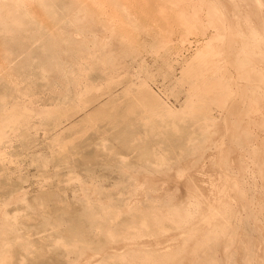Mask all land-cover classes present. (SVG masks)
Returning <instances> with one entry per match:
<instances>
[{"label": "rangeland", "instance_id": "1", "mask_svg": "<svg viewBox=\"0 0 264 264\" xmlns=\"http://www.w3.org/2000/svg\"><path fill=\"white\" fill-rule=\"evenodd\" d=\"M240 1L243 2V0ZM241 2H239V0H183L174 8L178 11L181 18H179V29L171 36L172 41H170L168 45H165L162 42L163 38L156 33L148 31L147 28L132 24L130 25L133 31L131 35L137 40H129L120 35L117 55L115 56L116 53H113L112 57L111 55L108 56L109 58L105 56L106 52L104 48L99 49V47H94L93 45L86 48V42L82 39L84 35H75L76 39L74 37L72 45L76 47H73L71 50V65L65 67V71H62V66L55 67V72H37L35 69L34 72H31V69L39 67L23 64L22 62L26 59L23 61L22 57L17 55V50L15 54L14 51L11 52L6 50L5 37L7 33L4 31L6 27L5 25H0V242H2L0 243V252L2 254H0L3 255V257L0 255V264H90L99 263V261L102 262L99 264H129L128 261L123 262L115 257V255L112 256L115 251L114 249L122 243L124 238L127 240L130 238L129 236H131L129 239L131 241L129 242L128 240V242L132 244L139 239L138 242L140 244L142 242L143 245L137 244V241L135 243L145 247V249L148 247V250L170 244L173 241L175 242L176 237L177 240H179L182 235V232H180L182 229L179 231L180 226L177 229L174 226L176 225L177 227L180 224H173L175 221L174 219V222L172 221L173 215L171 214L175 211L173 210L174 212H171L173 209H170L172 204L176 203L179 198L181 199H179V203L177 202L178 205H175L181 206L182 208L186 207L185 217L187 222L189 221V223H181L183 225H181V227L191 228L189 224L192 223L191 219L193 217L195 221H198L201 218L204 219L208 212H210L208 209L210 203L214 204L220 194V191L217 190H222V200L229 198V195L235 196L234 192L232 191V194L231 190L229 191L228 188V184L231 183H225L226 180L237 184L239 183L241 186L243 185L242 187H245V189L241 188L242 192H246L248 188L249 193L246 192L244 194L243 192V194L244 197L248 199L247 201H249V203L253 202V206L256 205L252 207L251 203V208L260 212L263 210L262 208L264 207L260 204L264 206V131H262L264 128H262L263 124L258 117L257 119L254 115H251V113L249 114L252 105L248 107L247 111H244V108H247L249 105L247 102L248 100L243 102V98H238L239 92L242 90L244 91V89L247 96H250L251 94L249 91H252L251 88L254 86H258L257 93L264 94V86L261 87L264 84V71L262 72L263 75H261L262 73L260 75L256 73V75L253 74V76H251L253 73L250 70L252 67V56L248 55L246 52V49L249 53L252 52L249 48L251 44L254 45L255 43L251 42V37L253 38V35L248 29L247 22L251 19L249 23L252 24L249 27L254 26L258 27V29H260L259 27L261 24L253 25L256 20L254 22L252 18L249 19L250 13L248 14L245 4L241 6L243 5ZM234 3H236L238 7H236ZM231 7L233 10H231ZM9 8L15 11L13 7ZM244 8L247 11H245ZM1 10L6 11L0 13V15L8 17V8L0 9V11ZM229 11H231L230 13L232 15ZM241 11L247 15L245 16ZM238 12L240 13L237 14ZM10 13H12V16H15L14 12ZM248 15L249 17H247ZM12 16H9L8 19L12 18V21H15L17 18ZM229 17L233 19L234 23L231 19L228 20ZM234 17L237 20H234ZM246 17L249 20L245 19ZM230 23L231 25L229 26ZM235 23L236 25L234 26ZM256 31L259 32V30ZM9 35L13 36L14 34ZM236 37L241 39L238 38L242 46L239 42L236 43ZM242 37L245 38L244 40L248 38L251 40H246V42L242 40ZM178 40H180V42ZM245 44L250 47H247ZM163 45L165 46L163 47ZM240 46L242 48L245 47V50L242 49V51L246 53L240 52ZM234 50H238L239 52ZM196 51L202 53L204 61L201 60L191 64L189 60V65L188 63L186 64L188 59L193 58L192 56ZM228 52H230L229 56L232 58L227 56ZM224 53L226 54L225 56ZM213 54H217L215 58L211 56ZM208 56H210L209 58H212V60L218 61V65L216 63L215 65L220 69L217 71L215 67L213 72L208 71L209 73L212 72V75L211 73L209 75L205 70L207 72L205 74H208L205 76L202 74L204 69H206V67L210 68L211 66L208 65V63H210ZM248 56L250 57L248 58ZM217 57H219V59ZM224 57L227 59L229 58V61ZM220 64L223 65L219 66ZM224 65L227 68L222 67ZM221 67L227 70L224 71ZM239 68L241 69L240 71H242L241 73H239ZM247 68L250 72L246 70ZM24 70L28 71L24 72ZM219 71L221 73L220 75H218ZM247 74L250 77L246 79L245 77H248ZM201 75H204L205 79H203ZM208 76L210 77L209 79ZM227 77L229 78L227 79ZM230 78L234 80H232L234 83ZM260 78H262V81ZM214 81L223 88V98H225V95L226 97L228 95L226 100L223 99L224 105H220L217 101H214L211 94L202 98L200 96L202 90L205 89L203 87H207V85L209 87ZM259 81H261V86L257 84ZM241 83L244 85L248 84L247 86L249 88L244 85L243 88ZM227 84L228 86H224ZM198 85L201 87H198ZM230 86H232V88H230ZM239 88L241 90H239ZM225 91L227 93L231 91L236 98L232 96V99L229 98V94H226ZM142 92L145 96L139 94ZM150 93H153V95H149ZM189 95H194L195 98L193 97L194 99H191ZM156 96L159 97L157 98V101L160 102L159 104H157V101H155L156 99H154ZM240 96H242V94H240ZM263 97H261L262 99L259 98V103L261 104L263 103L262 101H264ZM148 98L151 101H148ZM188 99H191L190 103H193V106H191V104L188 105ZM195 99L196 105L194 103ZM152 101L153 103H151ZM185 101H188L186 104L193 110L196 109V111L194 112L192 109H187L189 107H186L184 104ZM201 101L205 104L201 105ZM235 102H237L236 106ZM206 103H208V105H206ZM165 104L168 105V107ZM233 104L235 107H233ZM212 105L214 107L220 105L222 108L225 106L226 109L220 108V112V110H217ZM237 105L240 107L238 108ZM241 107L242 109H240ZM157 108L158 110L153 112ZM182 108L186 109L181 110ZM199 108L201 111L202 108H205L203 109L204 113L199 111ZM232 108L237 109V111L239 110L237 112L239 113L238 116H235L237 114L235 112L236 110ZM261 108L264 110V104ZM228 109L229 113H227ZM173 110L175 111L172 112ZM177 110H180L179 114H177ZM240 111L243 112H241L242 115ZM189 112H191V114ZM245 112H247V115H251L248 117L246 115L248 119L250 118V120L253 121L254 119L251 118L253 116L257 122L255 120V123L247 121L248 119L246 120L245 117L242 119V116L246 114ZM259 112L257 116L260 115ZM163 118L164 120L162 121L161 119ZM224 119L225 123L227 122L229 125H232V128L236 127L233 126L236 124H232L231 122H238V124L241 122L244 124L246 121V125L239 124L240 131H238H243L244 135L247 134L245 132L252 133L247 134V140H245V142H249L251 139L249 143L252 144V146L248 144L244 145V141V143L241 142V138L244 135H241L242 137L239 138L240 135L236 137L237 135L235 134L236 136L232 135L228 138L230 134H224V132H226V130L229 133L232 132H230V126L227 127L228 129H223L224 126L222 125L225 124ZM230 119L233 120L231 121ZM210 120L211 122H209ZM57 122L59 124H57ZM211 123H213V125ZM215 123H219L218 125L220 127L216 126ZM258 123L259 127H257ZM163 124H166V126ZM253 124H255L256 129L253 128ZM211 125L212 127L214 126V128L210 131L209 127H211ZM215 126L219 127L217 129L220 130V132H218ZM168 127H174L170 130L172 133L169 131ZM176 127L178 131L175 129ZM242 127H244L246 131L243 130L244 128L241 130ZM203 129H207L209 133L211 132V134H214V138L212 137L213 135H210V137L207 134V130ZM213 130H215V133L216 131L218 132L216 133L217 136L220 133L219 140V137L215 136V133H212L214 132ZM255 130L258 131H256V135L260 136L251 138L253 134L255 135ZM239 132L236 131V133ZM204 137H208L209 140L204 139ZM231 138H233L234 141ZM260 138H262V141ZM231 140L234 143L232 145ZM205 141L214 142H211L212 146L210 145V148L208 147L205 149V144H210V142L205 143ZM218 142L227 145L222 146L221 144L222 147L220 148ZM216 144H218V146H215ZM235 144L237 147H235ZM192 145L196 148L197 154L196 151L191 153L192 149H195ZM238 146L241 148L244 146L243 152ZM245 146H248V148ZM200 148H204L200 153H204L205 155L208 154V157L204 154V157L199 154L198 151H200ZM250 148H256V150L260 149V153L256 152L258 153L256 154L257 157L251 155L252 153L250 152L252 150ZM208 150L212 153L207 152ZM244 150L246 154H244ZM219 152L225 154L221 155ZM240 153L243 154L238 155ZM190 154H192V156H190ZM210 154L212 157L215 156L214 161L209 162V160L212 159ZM221 156H225L224 162L227 163L226 167L219 161ZM186 159L189 160V164L187 163L188 161L185 162ZM190 159L193 160V162H190ZM183 160L187 163V165L185 164L186 167L184 166L188 169V173H186L188 174L186 175V177L188 176L187 178L180 175L185 169L181 166V164L184 165V162L182 163ZM196 162L199 167H196ZM190 163L195 165H190ZM168 164L174 169L167 166ZM176 164H179L180 168L179 166L175 167ZM181 168L183 169L182 172L180 171L182 170ZM163 169L164 171L162 173L161 170ZM172 170L174 172L177 171V173H173ZM190 170L192 173H189ZM168 172L169 174H167ZM195 172H197V174H195ZM220 172H222V175ZM217 174L220 176L218 177ZM178 175L180 178L183 177V179L181 180ZM191 176H194L193 178L195 179L189 181L192 178ZM227 176L230 180L226 179ZM177 178L178 180H176ZM185 178H190L187 182H192L191 184L195 186L185 182V184L188 185V187H185L187 186L183 184ZM172 180H174L176 184L177 181H179L174 187V192L177 191V194L175 193L173 196V189L171 190L173 187L171 186L175 182ZM150 181L154 184V188L158 189L157 192H155L156 190H154ZM163 181H165V183ZM170 182L172 184H170ZM178 185H181V187ZM189 185L191 187L194 186L193 189L201 185L200 189L204 191H202V193L198 186L195 190H199V193L197 192L198 194H196L195 190V193L192 192V190H188ZM182 186H184L183 188L185 189H183ZM151 187L154 193H152ZM179 188H181V190H179ZM182 189L185 191H182ZM215 191H217V198L213 193ZM162 192H169V197L173 202L170 199L168 200V193H166V195ZM184 192L185 194L189 192V195H182ZM211 192L214 196L211 195ZM190 193H192L193 196H191L192 194ZM206 193H209L210 197ZM155 195L159 197L166 196L168 202L166 198L161 197L160 199ZM194 195L197 196L195 197L196 199L201 197L200 200H196ZM202 196L205 198L208 196L209 199H216L207 200L209 202H206V199ZM211 196L213 197L211 198ZM152 197L160 199L159 201L161 203L158 202L156 198L154 199ZM148 199H154V201L151 200L152 202H150ZM147 201H149L150 204L149 202L146 203ZM100 202L105 203V205ZM164 202L167 205L172 202V204H169L170 207L164 205L168 207V210H165L166 207H162ZM235 202H237V200L234 201L233 204ZM185 204L188 206L192 205V210L191 207L188 208V206H183ZM194 204L200 206L199 209L204 207L203 209L206 210L208 207L206 210L207 213L204 215L203 209L200 212H195L194 210L199 211V209ZM126 206L129 207V210ZM109 207L113 208V210L107 209ZM194 207L196 208L194 209ZM115 208H117V211ZM118 208L121 211L118 210ZM123 208H126L128 211L126 212L125 210L126 213H122V210H124ZM235 208L237 209L233 212V216H229V220L231 221L230 230H232L231 226L234 228L230 231V234L232 236L234 235L233 238L235 237L237 241L239 240L238 238H240L239 241H241V243L235 242L236 239H233L231 236V238L227 240L228 242L221 240L222 236L225 237V232L223 234L221 232V228H223L225 223V214H222L214 225V227L217 228L216 232L211 234L213 237L219 236L218 241H208L201 246L202 249L206 250V254H208V256H205V264H264L263 211L258 213L255 218L254 216H250L248 213L249 210L245 211L243 208L241 209L239 205L233 206V209ZM106 209L109 212H105ZM100 210H104V214L106 213L107 215L105 214L106 216H104L103 214V216H101ZM131 210H134V212ZM118 211L121 213L119 212V214ZM196 213L202 214H199L200 218L197 217L198 214ZM115 214H119L120 217L119 215L115 217ZM164 214L167 216L164 217ZM97 215L98 217H96ZM113 215L115 216L113 217ZM153 216L156 217L155 221L161 219L158 227L153 222ZM170 216L172 217L169 219ZM175 217L177 218L178 215ZM109 219H111V222ZM113 219H115V221ZM254 223H256V225H254ZM257 224H262L263 227ZM7 225L10 228H8ZM197 225L199 226V224ZM204 226L207 225L204 224ZM255 226H259V228ZM131 227H133L132 230L128 232L127 229H131ZM235 227L241 228L235 230ZM137 230L140 231L138 232ZM175 230L178 232H175ZM196 230L197 229L193 230L195 232L194 236L199 235L197 232L198 230ZM163 231H166V233H163ZM141 232L142 234H140ZM158 232L162 233L159 234ZM120 233L121 235H119ZM207 233L202 234L200 238L202 237L203 239L206 237L208 235ZM148 234L152 235L146 236ZM134 235H136V240L132 239V237L135 238ZM155 235H159L158 238L154 237ZM196 238H198V236H196ZM141 239H143V241ZM155 239L159 240L157 241ZM169 239L171 242H169ZM126 240H123V242L126 243ZM144 240H146V242H144ZM149 241L151 245H149ZM164 241L165 244H163ZM220 241L222 242L220 243ZM117 242H119L118 245ZM147 242L149 243L146 244ZM174 242L172 244H174ZM81 243L83 244L81 245ZM175 243L177 244V242ZM179 243L180 240L178 241V244ZM198 243L200 242L198 241ZM243 243L245 245H243ZM246 243L251 244V246L246 245ZM225 245L230 247L229 251L231 252L229 254L225 251L228 250ZM242 245L243 248H241ZM238 246L240 247L238 248ZM222 247L224 250L221 249ZM81 249L86 250L84 252ZM181 249L182 248H179L177 252H175L177 258H181V255H184L186 252L190 254L194 250L189 243L185 245V248ZM108 251L111 252L108 253ZM220 253H222V255ZM224 254L228 259L227 257L225 258V256L224 259L221 257ZM8 258L9 260H7ZM167 260L168 262L161 264H172L169 261L170 259ZM193 260L194 259L187 257L184 260L175 261L174 264H191ZM227 260L229 262H226ZM142 263L141 261L137 264Z\"/></svg>", "mask_w": 264, "mask_h": 264}, {"label": "bare ground", "instance_id": "2", "mask_svg": "<svg viewBox=\"0 0 264 264\" xmlns=\"http://www.w3.org/2000/svg\"><path fill=\"white\" fill-rule=\"evenodd\" d=\"M36 1L37 0H0V9H6V8H9V7H13L14 9H15V12L16 13H18L17 12V10L18 11H21L22 13H23V15L25 16V17H29V18H33V19H36L37 18V16L39 15L38 14V11H37V7H38V5H37V3H36ZM42 2H43V0H41ZM77 1V0H76ZM78 1H80V0H78ZM83 1V0H82ZM102 1L103 0H89V4H90V6L93 8H91L93 11H97V12H99L100 14H102V12H103V15H107L106 17H109L108 16V14L106 13L105 14V10H107L108 8H107V4H106V2H105V4L107 5H103L105 8H103V6H102V4H104V3H102ZM183 0H117V4L119 5V13H118V15H117V17L115 18L114 17V13H113V17L111 18V14H109L110 15V19L111 20H113V22L110 24V22H108L110 19H108V25L110 24V25H112L113 26V28H119V30L122 32V33H125L129 28H130V25H132V24H135V25H137V26H139V27H142V28H147V30L148 31H150V32H153V33H156L157 35H159L161 38H163L162 39V42L165 44V45H168L169 43H170V41H172L171 40V36L174 34V32L175 31H177L178 29H179V18H181V16H180V14H178V11L177 10H175L174 8L180 3V2H182ZM235 1H237V0H235ZM39 2H40V0H39ZM71 2H73V1H71ZM88 2V1H87ZM239 2H241L240 0H239ZM41 3V2H40ZM86 3V1L85 2H83V4H85ZM238 3V2H237ZM42 4V3H41ZM44 4V3H43ZM81 4V3H80ZM235 5H236V3H234ZM233 4V5H234ZM241 4H243V5H241V6H244V4L246 5V9L248 10V14L250 15V17H249V15L247 16V17H249V19L250 18H252L253 20H254V22H255V20H256V22L254 23L253 22V20H252V22L254 23L253 25H255V24H261L260 25V29H258V27H254V26H252V27H249V26H251V24L249 23L250 21H251V19H250V21L249 22H247L249 19L246 17L245 19H248L246 22H247V24H248V29H249V31L251 32V34L253 35V38L251 37V39H252V43L253 42H255L254 43V45L253 44H251V47L249 46L250 45V43H249V45H246L247 47H250L249 49H250V51H252V52H248L247 51V49H246V52H247V54L248 55H250V56H252L250 59H251V68H250V70H251V72H253L252 73V75L251 76H253V74H255L256 75V73L258 74V75H260L263 71H264V0H243V2H241ZM45 5V4H44ZM109 5H110V3H109ZM232 5V4H231ZM238 5H239V3H238ZM238 5H236V7H238ZM86 6V5H85ZM114 6V5H113ZM229 6V5H228ZM227 6V7H228ZM101 7V8H100ZM234 7V6H233ZM79 8H80V5H79ZM111 7H109V9H110ZM232 8V7H231ZM239 8H240V6H239ZM82 9V8H81ZM88 9V8H87ZM112 9V11H114V9L113 8H111ZM228 9V8H227ZM84 10V9H83ZM228 10H230V9H228ZM231 10H233V8L231 9ZM240 10H242V9H240ZM244 10H245V8H244ZM243 10V11H244ZM247 10H245V11H247ZM108 12H109V10H107ZM111 11V10H110ZM234 11H235V9H234ZM237 11H238V9H237ZM243 11H241L242 13H244ZM231 11H229V13H230ZM240 12H238L237 14H239ZM247 13V12H246ZM98 14V13H97ZM99 14V15H100ZM231 14V13H230ZM234 14V13H233ZM19 15V14H18ZM98 15V16H99ZM116 15V14H115ZM232 15V14H231ZM243 15V14H242ZM244 15H245V13H244ZM247 15V14H246ZM245 15V16H246ZM123 16H126L128 19H126V21L124 20V19H122L123 18ZM234 16H236V15H234ZM99 17H101V15L99 16ZM103 17V16H102ZM240 17H241V15H240ZM242 17H244V16H242ZM42 18V17H41ZM105 18V17H104ZM114 18V19H113ZM125 18V17H124ZM231 18H232V16H231ZM230 17L228 18V20H230L231 19ZM32 19V20H33ZM46 19V18H45ZM101 19V18H100ZM238 19H240V18H238ZM244 19V18H243ZM102 20V19H101ZM106 20V19H105ZM234 20H237V19H235V17H234ZM241 20V19H240ZM258 20V21H257ZM231 21H233V19H231ZM241 21H243V20H241ZM106 22V23H107ZM126 22H129V24H126ZM229 22V21H228ZM237 22H240V21H237ZM258 22V23H257ZM233 23H234V21H233ZM233 23H232V25H233ZM31 25H33V24H31ZM231 25V23L229 24V26ZM236 25V23L234 24V26ZM238 25H239V23H238ZM240 26V25H239ZM247 26V25H246ZM55 27V26H54ZM105 27H107L106 25H105ZM135 27V26H134ZM35 28V27H34ZM229 28V27H228ZM108 29V28H107ZM130 29H132V28H130ZM256 30H259V32L258 31H256ZM138 31V30H137ZM51 32V31H50ZM147 33V32H146ZM122 35V37H124V38H127V39H129V40H134V39H132V35H130V33L128 34H121ZM237 38V40H236V43L237 42H239V37H236ZM239 38V39H238ZM136 39V38H135ZM245 38H243L242 37V40L243 41H248V40H251V39H246V40H244ZM137 40V39H136ZM241 40V39H240ZM179 42H180V40H178ZM235 41V40H234ZM246 41V42H247ZM125 42V41H124ZM132 42V41H131ZM242 42V41H241ZM177 43V42H176ZM240 43V42H239ZM172 44V43H171ZM182 44V43H181ZM181 44H178V45H181ZM165 45H163V47L165 46ZM183 45V44H182ZM181 45V46H182ZM240 45H241V43H240ZM243 45H244V43H243ZM253 45V46H252ZM242 46V45H241ZM240 46V47H241ZM56 47V46H55ZM182 48V47H181ZM184 49V48H183ZM242 49H244L245 50V47H241L240 48V52L241 53H243V52H245V51H242ZM263 51H262V50ZM234 51H238V50H234ZM239 52V51H238ZM245 52V53H246ZM176 53V52H175ZM184 53V52H183ZM182 53V54H183ZM240 53V54H241ZM244 53V55H245V57H246V54ZM170 55H173V54H170ZM181 55V54H180ZM217 55V54H216ZM216 55L215 54H213V55H211V56H213L214 58L216 57ZM219 55V54H218ZM226 54L224 53V56H225ZM230 55V52H228L227 53V56H229ZM174 56V55H173ZM183 56V55H182ZM192 56V55H191ZM250 56H248V58L250 57ZM193 58H190V59H188V61L186 62V64L189 62V60L191 61V64L192 63H194V62H199V61H201V60H203L204 61V56H202V53L200 52V51H196V53L195 54H193V56H192ZM210 56H208V59H210V63H208V65L210 66V68L208 67H206V69H204V71H203V73L202 74H204L205 76H207L208 74L210 75V73H211V75H212V72L215 70V67L218 65L217 64V62L218 61H215V60H212V58H209ZM220 57V56H219ZM219 57H217L218 59H219ZM229 57H231V56H229ZM179 58V57H178ZM224 58H226V57H224ZM232 58V57H231ZM231 58H230V60H231ZM247 58V59H248ZM253 58H255V59H253ZM173 59V58H172ZM192 59V60H191ZM217 59V60H218ZM227 59V58H226ZM229 59V58H228ZM227 59V61H229ZM250 59H249V61H250ZM222 60V59H221ZM7 61V60H6ZM5 63H7V62H5ZM190 63V62H189ZM189 63H188V65H189ZM215 63L217 64V65H215ZM219 63H220V61H219ZM226 65H229V64H227V63H225ZM207 65V66H208ZM221 65H223V64H220L219 66H221ZM232 65V64H231ZM241 66V65H240ZM11 67V66H10ZM222 67H226L225 65L224 66H222ZM221 67V69H223ZM232 67V66H231ZM242 67V66H241ZM248 67H250V66H248ZM187 68V67H186ZM217 68V67H216ZM227 68V67H226ZM233 68V67H232ZM236 68V67H235ZM185 69V68H184ZM220 68H217L216 70L218 71ZM234 69V68H233ZM8 70H9V68H8ZM10 70H11V68H10ZM208 72V71H212V72H208V74L206 75L205 73H207L206 71ZM224 70V69H223ZM223 70H222V73H223ZM227 69H225L224 71H226ZM235 70V69H234ZM241 69L239 68V71H240ZM247 71L249 70L248 68L246 69ZM246 70H244L245 72H247ZM250 70L248 71V72H250ZM12 71V70H11ZM10 71V72H11ZM185 71V70H184ZM229 71V70H228ZM238 71V72H239ZM242 71H240L239 73H241ZM2 73V72H1ZM185 73V72H184ZM5 74V73H4ZM221 73H220V71H219V74L218 75H220ZM243 74V73H242ZM6 75V74H5ZM9 75V74H8ZM204 75H201V76H203V79H205V77H204ZM225 75H227V74H225ZM261 75H263V73L261 74ZM224 76V75H223ZM234 76H235V73H234ZM239 76H240V74H239ZM247 76L248 77H245L246 79L247 78H249L250 76L247 74ZM264 76V75H263ZM8 77V76H7ZM221 77H222V75H221ZM230 77H232V76H230ZM6 78V77H5ZM198 78V77H197ZM200 78V77H199ZM210 77L208 76V79H209ZM223 78V77H222ZM229 77H227V79H228ZM235 78V77H234ZM244 78V77H243ZM252 78V77H251ZM256 78V77H255ZM258 78V77H257ZM9 79V78H8ZM201 79V78H200ZM203 79H202V82H203ZM207 79V80H208ZM231 79V78H230ZM237 79V78H236ZM238 79H240V78H238ZM242 79V78H241ZM261 79V81H262V78H260ZM263 79H264V77H263ZM7 80V79H6ZM220 80V79H219ZM218 80V81H219ZM233 79H231V81H232ZM252 80V79H251ZM253 80H254V78H253ZM252 80V81H253ZM259 80V79H258ZM199 81V80H198ZM213 81V80H212ZM230 81V80H229ZM234 81V80H233ZM232 81V82H233ZM239 81V80H238ZM256 81V80H255ZM261 81H259L257 84H259L260 85V83H261ZM209 82V81H208ZM240 82V81H239ZM250 82V81H249ZM205 83V82H204ZM234 83V82H233ZM248 83V82H247ZM253 83H254V81H253ZM256 83V82H255ZM263 83V82H262ZM197 84H198V82H197ZM206 84H208V83H206ZM210 84V83H209ZM236 84V83H235ZM237 84H239V83H237ZM242 84V83H241ZM240 84V85H241ZM202 85V84H201ZM231 85V84H230ZM239 85V86H240ZM244 84H242V87L244 88V86L245 87H248L247 85L248 84H245L244 86H243ZM193 86V85H192ZM200 85H198V87H199ZM224 86H228V84L227 85H224ZM238 86V85H237ZM261 86V85H260ZM264 86V84L261 86V87H263ZM201 87V86H200ZM241 87V86H240ZM190 88V87H189ZM203 88H205L204 90H202V94L200 95L201 96V98L202 97H205V96H207V95H209V94H211V96L213 97V100L214 101H217V103L218 104H223L224 105V100H226V98L228 97V95H227V97H226V95H225V98H223L224 97V91H223V88L220 86V84L218 85L217 84V82H215L214 81V83H212L211 85H209V87H208V85H207V87H203ZM230 88H232V86H230ZM249 88V87H248ZM257 88H258V86H254V87H252L251 88V90L252 91H249V89H248V91L250 92V96H247V94H246V91H245V89H244V91L242 90L241 92H239L240 94H242V96H240V94H239V96H238V98L239 97H241V98H243L242 100H243V102L244 101H247L248 102V106H247V108L245 107L244 108V111H247V109H248V107L250 106V105H252L251 107H250V110H249V114L251 113V115H254V117H258L260 120H261V122H262V128H264V110H262V108L261 107H263V104H264V101H262L263 103L261 104V103H259L260 102V100H259V98H261V97H263V95L264 94H260V93H257ZM264 88V87H263ZM151 89V88H150ZM149 89V90H150ZM198 89V88H197ZM200 89H202V88H200ZM152 90V89H151ZM229 90H231V89H229ZM234 90H236V89H234ZM239 90H241L240 88H239ZM231 91H233V90H231ZM229 92V93H227L226 91H225V93L226 94H229V98H231L232 99V97L233 98H236V97H234L233 96V94H232V92ZM237 91V90H236ZM236 91H235V93H236ZM201 92V91H200ZM193 93V92H192ZM231 93V94H230ZM139 94H143V92L142 93H139ZM146 94V93H145ZM148 94V93H147ZM153 95V93H150L149 95ZM155 94V93H154ZM189 94H190V92H189ZM194 94V93H193ZM144 95V94H143ZM155 95H157V94H155ZM198 95V94H197ZM246 95V96H245ZM260 95H261V97H260ZM145 96V95H144ZM143 96V97H144ZM148 96V95H147ZM190 97H191V99L194 97L195 98V96L193 95H189ZM200 96H199V100H200ZM232 96V97H231ZM244 96V97H243ZM151 97H154V96H151ZM211 97V98H212ZM46 98V97H45ZM48 98V97H47ZM144 98H146V97H144ZM149 98H150V96H149ZM149 98H148V101H151V100H149ZM157 98H159L158 96H156V98H154V99H156L155 101H157ZM161 98V97H160ZM193 98V99H194ZM207 98V97H206ZM228 98V99H229ZM264 98V97H263ZM151 99V98H150ZM191 99H188V105L189 104H191V106H193L192 104L193 103H190V100ZM196 99H198V98H196ZM196 99H195V102L194 101H191V102H194L195 103V105H196ZM208 99H209V97H208ZM224 99V100H223ZM227 99V100H228ZM230 99V100H231ZM262 99V98H261ZM51 100V99H50ZM158 100H161V99H158ZM237 100H239V99H237ZM168 101V100H167ZM203 101V100H202ZM201 101V102H202ZM214 101H213V103H214ZM232 101H234V100H232ZM169 102V101H168ZM186 101H185V105H186V107L188 106L186 103H187ZM199 102V101H198ZM231 102V101H230ZM238 102V101H237ZM237 102H235V106H236V103ZM240 102V101H239ZM242 102V103H243ZM106 103H108V102H106ZM110 103V102H109ZM150 103V102H149ZM151 103H153V101L151 102ZM157 104H159L160 102L159 101H157L156 102ZM241 103V102H240ZM163 104H164V101H163ZM169 104V103H168ZM170 104H171V102H170ZM202 104H205V103H201V105ZM212 104V103H211ZM216 104V103H215ZM261 104V105H260ZM166 105V104H165ZM198 105V104H197ZM206 105H208V103H206ZM209 105H210V102H209ZM219 105V106H220ZM222 105V106H223ZM239 105V104H238ZM237 105V107L239 108L240 106H238ZM242 105V104H241ZM161 106V105H160ZM167 107H168V105H166ZM205 106V105H204ZM211 106V105H210ZM209 106V107H210ZM213 106V105H212ZM218 105H217V107L215 106H213L214 108H216L217 110H220V112H221V109H223V108H225L226 109V107L225 106H223V108L220 106L219 107ZM234 106V104H233V107H235ZM261 106V107H260ZM133 107V106H132ZM163 107V106H162ZM162 107H161V109H162ZM189 107V106H188ZM196 107V106H195ZM200 107V106H199ZM203 107V106H202ZM206 107V106H205ZM231 107H232V105H231ZM230 107V108H231ZM236 107V108H237ZM170 108V107H169ZM172 108V107H171ZM181 108V107H180ZM194 108V107H193ZM201 108V107H200ZM199 108V109H200ZM221 108V109H220ZM183 109H186V108H182L181 110H183ZM187 109H192V108H187ZM195 109V108H194ZM203 109H205V108H202V111H201V109L199 110V111H201L202 113H204L203 112ZM207 109V108H206ZM209 110H211L210 108H208ZM232 109H234V108H232ZM240 109H242V107L240 108ZM246 109V110H245ZM101 110H103V109H101ZM136 110V109H135ZM158 110V108L155 110V111H153V112H156ZM160 110V109H159ZM164 110V109H163ZM168 110V109H167ZM172 110V109H171ZM189 110V111H190ZM193 110V109H192ZM234 110H236L235 112L237 113L238 111H237V109H234ZM233 110V111H234ZM133 111V110H132ZM175 110H173L172 112H174ZM178 111V110H177ZM180 111V110H179ZM178 111V113L177 114H179L180 112ZM187 111V110H186ZM194 112L196 111V109L195 110H193ZM208 111V110H207ZM212 111H213V109H212ZM215 111V110H214ZM224 111V110H223ZM243 111V110H242ZM242 111H240V114H241V112ZM243 111V112H244ZM259 111H261V112H259ZM159 112V111H158ZM163 112V111H162ZM165 112V111H164ZM185 112V111H184ZM188 112V111H187ZM216 112V111H215ZM227 112V111H226ZM235 112H233V113H235ZM242 112V113H243ZM258 112H259V116H257V114H258ZM166 113H168V112H166ZM175 113V114H176ZM186 113V112H185ZM190 114H191V112H189ZM188 113V114H189ZM227 113H229V109H228V112ZM231 113H232V111H231ZM246 114H244L243 116H242V119L245 117L246 118V120L248 119L247 117L248 116H251V115H247V112H245ZM165 114V113H164ZM176 114V115H177ZM200 114V113H199ZM206 114V113H205ZM208 114H210V113H208ZM217 114H219V113H217ZM224 114H225V112H224ZM238 114L239 113H237L235 116H238ZM261 114H262V116H261ZM156 115V114H155ZM158 115V114H157ZM207 115V114H206ZM205 115V116H206ZM221 115H222V113H221ZM229 115V114H228ZM234 115V114H233ZM242 115V114H241ZM246 115H247V117H246ZM202 116V115H201ZM208 116H210V115H208ZM208 116H207V118H208ZM223 116V115H222ZM161 117V116H160ZM163 117V116H162ZM204 117V116H203ZM214 117V116H213ZM226 117V116H225ZM253 116L251 117V118H253L254 120H255V118H254ZM206 118V117H205ZM222 118V117H221ZM234 118V117H233ZM239 118V117H238ZM257 118V119H258ZM109 119V118H108ZM123 119V118H122ZM146 119V118H145ZM150 119V118H149ZM210 119V118H209ZM252 119V120H253ZM141 120H142V118H141ZM144 120V119H143ZM162 121L164 120V118L163 119H161ZM193 120V119H192ZM231 121L233 120V119H230ZM251 121L250 120V118L247 120V121H251L252 123L254 122L255 123V121L257 122V120H255V121ZM206 121H208V120H206ZM220 121H223V120H220ZM240 121V120H239ZM242 121V120H241ZM245 121V120H244ZM59 122H60V120H59ZM65 122V121H64ZM146 122V121H145ZM171 122V121H170ZM201 122V121H200ZM209 122H211V120L209 121ZM208 122V123H209ZM214 122V121H213ZM246 122V121H245ZM244 122V124L246 125L247 124V122L245 123ZM61 123V122H60ZM114 123V122H113ZM122 123V122H121ZM130 123V122H129ZM224 123H225V119H224ZM232 124H236V125H233V126H236V127H233L232 128V125H229L227 122L224 124V125H222V126H224V128L223 129H226L227 127H229V128H231V131L230 132H232V133H229V132H227V130H226V132H224V134L225 133H228V134H230L229 135V137H228V135H227V137L228 138H230L232 135H235L236 137H238V135H240L239 136V138L240 137H242L241 135H244V132L242 131V132H239L240 130V125H244V124H242L241 122H239V124H238V122H231ZM57 124H59L58 122H57ZM62 124H64V123H62ZM107 124H108V122H107ZM106 124V125H107ZM171 124H172V122H171ZM197 124V123H196ZM212 125H213V123H211ZM216 124V123H215ZM219 124V123H218ZM218 124H216V126H219ZM228 124V125H227ZM248 124H251V123H248ZM109 125H111V124H109ZM119 125V124H118ZM121 125V124H120ZM163 125H165L166 126V124H163ZM210 125V124H209ZM212 125H211V127H209V129H210V131H211V129L212 128H214V126L212 127ZM254 125V127L253 128H255L256 126H255V124H253ZM252 125V126H253ZM259 125V123L257 124V127H259L258 126ZM215 126V128L217 129V128H219V127H216ZM248 126H250V125H248ZM247 126V127H248ZM62 127V126H61ZM117 127V126H116ZM115 127V128H116ZM156 127H158V126H156ZM207 127V126H206ZM246 127V128H247ZM56 128V127H55ZM113 128V127H112ZM148 128V127H147ZM161 128H162V126H161ZM169 128V127H168ZM172 129L174 128V127H171ZM171 128H169V131L171 130ZM193 128V127H192ZM244 127H242L241 128V130L243 129ZM250 128V127H249ZM252 128V127H251ZM58 129V128H57ZM103 129V128H102ZM167 129V128H166ZM176 130H177V127L175 128ZM228 129V128H227ZM248 129V128H247ZM256 129V128H255ZM159 130V129H158ZM182 130V129H181ZM180 130V131H181ZM203 130H207V129H203ZM218 130V129H217ZM222 130V129H221ZM239 130V131H238ZM244 131H246L245 130V128L243 129ZM101 131V130H100ZM111 131H113V130H111ZM168 131V130H167ZM168 131V132H169ZM174 131V130H173ZM178 131V130H177ZM180 131H179V134H180ZM214 132H212V133H215V130H213ZM223 131H225V130H223ZM229 131V130H228ZM236 131L237 132H239V133H236ZM251 131V130H250ZM256 131L257 130H255V135L253 134V136H251V138L253 137V138H255V137H258V136H260V135H256ZM260 131V130H259ZM262 131H264L263 129H262ZM109 132H110V130H109ZM171 132V131H170ZM182 132V131H181ZM186 132V131H185ZM204 132H206V131H204ZM218 132H220V130H218ZM217 131H216V133H218ZM252 132V131H251ZM258 132V131H257ZM57 133V132H56ZM63 133V132H62ZM172 133V132H171ZM215 133V134H216ZM221 133H222V131H221ZM240 133H243V134H240ZM245 133H247V134H252V133H248V132H245ZM60 134V133H59ZM162 134V133H161ZM167 134V133H166ZM207 134L210 136V135H213L212 137L214 138V134H211V132L209 133L208 132V130H207ZM223 134V133H222ZM221 134V135H222ZM246 134V135H247ZM261 134V133H260ZM263 134V133H262ZM105 135V134H104ZM163 135V134H162ZM174 135V134H173ZM246 135H244L241 139H242V141L241 140H239V141H241L242 143H244L245 142V140H247V136ZM102 136V135H101ZM215 136H217V134L215 135ZM220 136V133H219V135L217 136V137H219ZM225 136V135H224ZM249 136V137H250ZM255 136V137H254ZM164 137V136H163ZM170 137V136H169ZM211 137V136H210ZM221 137H223V136H221ZM234 137V136H233ZM248 137V138H249ZM262 137V136H261ZM224 138V137H223ZM204 139H208V137L206 138V137H204ZM212 139V138H211ZM210 139V140H211ZM220 139V137L218 138V140ZM225 139H226V136H225ZM231 139H233V138H231ZM234 139H235V137H234ZM234 139H233V141H234ZM261 139V141H262V138H260ZM209 140V139H208ZM216 140H217V138H216ZM230 140V139H229ZM256 140V139H255ZM215 141V140H214ZM214 141H205V143L207 142V143H209L210 142V144H205L206 145V147H205V149H207L212 143L211 142H214ZM221 141H223V140H221ZM220 141V142H221ZM227 141V140H226ZM244 141V142H243ZM254 141V140H253ZM258 141V140H257ZM260 141V142H261ZM216 142V141H215ZM220 142H218L219 144H220ZM224 142V141H223ZM229 143H231L232 142V140H231V142L230 141H228ZM228 142H226V143H228ZM249 142H251V139L249 140ZM249 142H245L244 143V145L245 144H248L249 146L251 145L252 146V144H250ZM256 142V141H255ZM203 143H204V141H203ZM203 143H202V145H203ZM217 143V142H216ZM257 143V142H256ZM259 143V142H258ZM196 144V143H195ZM194 144V145H195ZM222 144V143H221ZM221 144H220V148L222 147V146H225V145H227V144H225V145H223L222 144V146H221ZM232 144H234L233 142L231 143V145ZM236 144H237V142H236ZM235 144V147H237V145ZM194 145H192V147L194 146ZM201 145V144H200ZM229 145V144H228ZM257 145V144H256ZM256 145H254V146H256ZM212 146V145H211ZM210 146V147H211ZM215 146H218V144H216ZM215 146H214V148H215ZM209 147V148H210ZM239 147V146H238ZM245 147H247L248 148V146H245ZM187 148V147H186ZM193 148H195V147H193ZM213 148V147H212ZM239 148H241V147H239ZM246 148V149H247ZM254 148V147H253ZM257 148H258V145H257ZM202 149H204V148H200V151H198L199 152V154L200 155H202L203 156V154H201L200 152H201V150ZM227 149V148H226ZM242 150V152H243V149H244V146H243V148H241ZM245 149V150H246ZM251 149V148H250ZM221 150V149H220ZM240 150V149H239ZM244 150V151H245ZM248 150V149H247ZM252 150V151H251ZM250 151V153H252L251 155H253L254 157H257V155L256 154H258V153H260L259 152V150L257 149L256 150V148L255 149H251ZM253 150H256V151H253ZM194 151H196V148L195 149H192V151H191V153H193ZM212 151H213V149H212ZM222 151V150H221ZM225 151V150H224ZM223 151V152H224ZM227 151V150H226ZM203 152V151H202ZM207 152H209V153H212V152H210V150H208ZM206 152V153H207ZM256 152H258V153H256ZM175 153V152H174ZM219 153H221V155L222 154H225V153H222V152H219ZM237 153H238V151H237ZM249 153V154H250ZM196 154H197V151H196ZM241 154H243V153H240V154H238V155H241ZM244 154H246V151L244 152ZM199 155V156H200ZM205 155V154H204ZM214 155V154H213ZM217 155H220V154H217ZM216 155V156H217ZM117 156V155H116ZM190 156H192V154H190ZM189 156V157H190ZM205 156H207L208 157V154H206ZM210 156H211V154H210ZM209 156V157H210ZM249 156V155H248ZM198 157V156H197ZM204 157V156H203ZM202 157V158H203ZM212 157V156H211ZM214 157L215 156H213L212 157V159L211 160H209V162L210 161H214ZM218 157V156H217ZM238 157V156H237ZM192 158H195V157H192ZM201 158V159H202ZM206 158V157H205ZM222 158V159H221ZM224 158H225V156H221L220 158H219V161H220V163H223V165L226 167V165H227V163H225L224 161ZM241 158H243V157H241ZM164 159V158H163ZM226 159H227V156H226ZM239 159H240V157H239ZM207 160H208V158H207ZM173 161V160H172ZM178 161V160H177ZM186 161H188L187 163L189 164V160H185V162ZM193 162V160H191L190 159V162ZM194 161H195V159H194ZM227 161V160H226ZM163 162V161H162ZM184 162V160L182 161V163ZM183 163L184 165H182L181 164V166H185L186 167V165H187V163ZM206 162H208V161H206ZM180 164V163H179ZM179 164L177 165H175V167H177V166H179ZM186 164V165H185ZM193 165V163H190V165ZM198 163L196 162V167L198 166L197 165ZM203 164H204V162H203ZM206 164H208V163H206ZM4 165V164H3ZM153 165V164H152ZM195 165V164H194ZM193 165V166H194ZM200 165V164H199ZM209 165V164H208ZM155 166V165H154ZM167 166H170V168H172V169H174L173 167H171V165H167ZM140 167V166H139ZM184 167V168H185ZM191 167V166H190ZM199 167V166H198ZM202 167H203V165H202ZM169 168V167H168ZM169 168V169H170ZM179 168H180V166H179ZM201 168V167H200ZM182 169V168H181ZM176 170H180V169H176ZM193 170V169H192ZM163 171H164V169L163 170H161V172L163 173ZM167 171H168V169H167ZM171 171V170H170ZM169 171V172H170ZM181 172L183 171V169L182 170H180ZM187 171V172H186ZM169 172L167 173V174H169ZM172 172L173 173H177V171L176 172H174L173 170H172ZM179 172V171H178ZM166 173V172H165ZM180 173V172H179ZM182 173H185V174H182ZM180 175L182 176H185L186 177V175H188V174H186V173H188V169H184V171L182 172ZM189 173H192L191 172V170L189 171ZM195 174H197V172H195ZM220 174L222 175V172H220ZM192 175V174H191ZM194 175V174H193ZM199 175H201V174H199ZM218 175V174H217ZM173 176H175V175H173ZM179 176V175H178ZM220 175H218V177H219ZM224 176V175H223ZM188 177V176H187ZM186 177V178H187ZM192 177V176H191ZM194 177V176H193ZM191 178V180H189L190 178H188V179H186L185 178V181H184V185H187V184H190V185H194V184H191V183H189V182H187V180H189V181H192V179H195V178ZM202 177V176H201ZM167 178V177H166ZM172 178V177H171ZM170 178V179H171ZM176 178V177H175ZM175 178H173V179H175ZM179 178H180V176H179ZM169 179V180H170ZM181 180L183 179V177H181L180 178ZM222 179H223V177H222ZM226 179H229L230 180V178L227 176L226 177ZM167 180H168V178H167ZM176 180H178V178L176 179ZM172 181H174V180H172ZM171 181V182H172ZM196 181V180H195ZM151 182V184L153 185V188L155 187L154 186V184L152 183V181H150ZM162 182V181H161ZM164 183H165V181H163ZM170 182V184H172ZM175 182V181H174ZM178 182L179 181H177V184H178ZM185 182L187 183V184H185ZM219 182V181H218ZM225 183H231V184H228V188H229V191L231 190V192L233 191L234 192V195L235 196H231V195H229L228 197L229 198H227V199H224V200H222V198H221V195H222V190H217V191H220L219 193V195H218V193H217V195L219 196H216V192L217 191H215V192H213L214 193V195L216 196V200L214 199V198H212L214 195H213V193L211 194V195H213V196H211V198L212 199H214L215 200V203L214 204H211L210 203V206H209V210H210V212H208V214L206 215V217L203 219V218H201V219H199L200 221H202V222H200L199 220L198 221H195V219H194V217L192 218V219H194V220H192L191 219V222L192 223H190L189 225L191 226V228L190 227H188V228H182L181 227V225L182 224H185L186 222H187V220H186V217H185V208L186 207H181V206H176L175 204H177V202L179 203V199H178V201H176V203H174V204H172V202H173V200L169 197V192H162V193H168V200L170 199V200H172V202H170L169 204H172V206L170 207V205L168 204H165V202H164V204H163V206H162V204H161V206L163 207V208H165L166 206H168V207H170V209H172V211L171 212H174L175 213V216H177L178 215V217L176 218L175 216H174V213L173 214H171V212H170V214L171 215H173V218H172V221H173V219H174V223L173 222H171L170 220V222L171 223H173V224H180V225H178L177 227H176V225H174L175 226V228L177 229V228H179V226H180V228H179V231L180 232H182L181 234V236H180V238H179V240H180V243L178 244V241L179 240H177V237H176V240H175V242H177V244L174 242V244H176V245H174V244H172V243H170V244H165V241H164V243L163 244H165V245H162V246H160V247H156V248H153V249H145V247H143V246H139V245H137V244H140L138 241H139V239H138V241L136 240V235H134L135 236V238H133L132 237V239H134V240H136V241H132L134 244H132V243H129L131 240H129L130 238H131V236H129L130 238L129 239H127L126 240V238H124L123 240H126L125 242L126 243H124L123 242V240H122V238H121V240H122V243H120V244H122V245H118V243L119 242H117V247L114 249L115 251H114V253L112 254V256H114L115 255V257H117V258H119V260H121V261H128L129 262V264H137V263H140L141 261L143 262L142 264H161V263H164V262H168V260L167 259H170L169 261L172 263V264H174V262L175 261H179V260H184V259H186L187 257H189L190 259H194L192 262H191V264H205L206 262H205V256L207 255L208 256V254H206L207 252H206V250H204V249H202L201 248V246L203 245V244H205V242H208V241H218V237L219 236H216V237H213V236H211V234H214L215 232H216V227H214V225L217 223L216 222V220L222 215V214H225V223H224V225H223V228H221V232H222V234L224 233V235H225V237H221V240L222 241H227V240H229L231 237L233 238V236L230 234V231H232L234 228H233V226H231V228H232V230H230V224H231V221L229 220L230 219V217L229 216H233V212L234 211H236V209L237 208H235V209H233V206H238L239 205V207L242 209H244L245 211L246 210H249L248 211V213L250 214V216H254L255 218H256V215L258 214V213H261L262 211H263V213H264V208H262L263 210H261V212L260 211H255V209H252L251 208V205H252V207H255V206H253L254 204H253V202H251V203H249V201H247L248 199H246L245 197H244V194L246 193V192H248V188H247V191L245 192V191H243L244 192V194H243V192H242V189L241 188H243L241 185H239V183L237 184V183H235V182H229V181H225ZM160 184V183H159ZM176 184V182L175 183H173V185L171 186V187H173V188H171V190L174 192V187L177 185H175ZM183 184H181V185H183ZM196 184H197V182H196ZM162 185H163V183H162ZM162 185H161V187H162ZM181 185H178V186H180L181 187ZM189 185V189L188 190H192V192H194L195 193V191H196V194H198L199 193V190L197 191V189L195 190V188H197L198 186H199V189L201 188L200 186L201 185H196L197 187H195L194 189H193V187L195 186H190ZM222 185V184H221ZM212 186V185H211ZM215 186V185H214ZM223 186V185H222ZM159 187V186H158ZM167 187V186H166ZM184 186H182V188H183ZM185 187H188V185L187 186H185ZM221 187V186H220ZM219 187V188H220ZM153 188L151 187V191H153L152 193H154V190H156L155 192H157L158 191V189H156V188H154V190H153ZM169 188V187H168ZM177 188V187H176ZM191 188V189H190ZM211 188H213V187H211ZM162 189H164V188H162ZM183 189H185V188H183ZM182 189V191H185V190H183ZM214 189V188H213ZM222 189V188H221ZM243 189H245V187L243 188ZM159 190H160V188H159ZM170 190V189H169ZM177 190V189H176ZM175 190V191H176ZM179 190H181V188H179ZM188 190H186V191H188ZM195 190V191H194ZM215 190V189H214ZM214 190H212V191H214ZM161 191V190H160ZM159 191V192H160ZM163 191V190H162ZM165 191V190H164ZM167 191V190H166ZM171 191V192H172ZM200 191L202 192V191H204V190H201L200 189ZM250 191V190H249ZM158 192V193H159ZM173 192H172V196L173 195H175V193L177 192H174V194H173ZM181 192V191H180ZM190 192V191H189ZM188 192V193H189ZM198 192V193H197ZM200 192V193H201ZM230 192V193H231ZM233 192H232V194H233ZM161 193V194H162ZM188 193H186L187 194V196L189 195ZM203 193V192H202ZM201 193V194H202ZM209 193H210V189H209ZM209 193H206V194H208V196L210 195ZM249 193V192H248ZM160 194V193H159ZM158 194V195H159ZM177 194V193H176ZM185 194V192H184V194H182V195H186ZM190 194H192V193H190ZM158 195H155L156 197L158 196ZM167 195V194H166ZM203 195V194H202ZM152 196H153V194H152ZM161 196V195H160ZM191 196H193V194L191 195ZM208 196L205 198L204 196H202L203 198H205L206 199V202H209V201H207V200H212V199H209L208 198ZM246 196V195H245ZM155 197V198H156ZM159 197V196H158ZM157 197V198H158ZM161 197H163V196H161ZM161 197H159L160 199H161ZM195 197H197V196H195L194 195V198ZM210 197V196H209ZM232 197V198H231ZM152 198H154V197H152ZM154 198V199H155ZM156 198V199H157ZM163 198H166V196L165 197H163ZM192 198V197H191ZM200 198L201 197H198V199L200 200ZM208 198V199H207ZM154 199L152 200V201H154ZM160 199H157V201L158 202H160L159 200ZM196 199V198H195ZM198 199H196V200H198ZM204 199V200H205ZM149 200V199H148ZM151 200H149L150 202H152ZM166 200H167V198H166ZM168 200H167V202H168ZM181 200V199H180ZM191 200V199H190ZM203 200V201H204ZM237 200V202H238V204H237V202H235L234 204H233V202L234 201H236ZM253 200V199H252ZM251 200V201H252ZM124 201V200H123ZM146 201V200H145ZM149 201H147L146 203H148ZM162 201H163V199H162ZM184 201H187V200H184ZM254 201V200H253ZM120 202V201H119ZM144 202V201H143ZM150 202H149V204H150ZM156 202V201H155ZM155 202H153V203H155ZM205 202V201H204ZM100 203H103V202H100ZM153 203H151V204H153ZM157 203V202H156ZM161 203V202H160ZM104 205H105V203H103ZM136 204H138V203H136ZM159 204V203H158ZM157 204V205H158ZM183 204V203H182ZM186 204H188V203H186ZM183 205V206H188V205ZM251 204V205H250ZM101 205V204H100ZM133 205H135V204H133ZM164 205H166V206H164ZM178 205V204H177ZM195 206H197V208L199 209V207L200 206H198V205H196V204H194ZM212 205V206H211ZM262 207H264L262 204H260ZM103 206V205H102ZM137 206V205H136ZM192 206V205H191ZM191 206H188V208L189 207H191ZM108 207V206H107ZM140 207V206H139ZM154 207V206H153ZM156 207V206H155ZM162 207H160V208H162ZM168 207H166L165 208V210L167 209L168 210ZM193 207V206H192ZM192 207H191V210H192ZM101 208V207H100ZM119 208H121V207H119ZM118 208V210H120ZM126 208H128V210H129V207H127L126 206ZM124 209V210H122L123 212L122 213H126L128 210L127 209ZM196 207H194V209H195ZM204 208V207H203ZM203 208H200L199 209V211H196V210H194L195 212H200V211H202V209ZM207 208H206V210H207ZM86 209V208H85ZM107 209H112L113 210V208H111V207H109V208H107ZM105 210V212L106 211H108V210ZM116 209V211H117V208H115ZM122 209V208H121ZM134 209V208H133ZM154 209V208H153ZM156 209V208H155ZM154 209V210H155ZM157 209H158V206H157ZM156 209V210H157ZM239 209V208H238ZM111 210V211H112ZM125 210H126V212H125ZM135 210V209H134ZM134 210H131V211H133L134 212ZM174 210V211H173ZM204 210V209H203ZM206 210H204L203 212V214L205 215L206 213H207V211ZM208 210V211H209ZM240 210V209H239ZM104 211V210H103ZM103 211H101L100 210V214H102L101 216H103V214H104V212ZM121 211V210H120ZM120 211H118V213L120 212ZM145 211V210H144ZM188 211V210H187ZM187 211H186V214H187ZM193 211V212H194ZM206 211V212H205ZM109 212V211H108ZM136 212V211H135ZM147 212V211H146ZM152 212V211H151ZM164 212H166V211H164ZM193 212H191V213H193ZM117 213V212H116ZM121 213V212H120ZM119 213V214H120ZM130 213V212H129ZM137 213H138V211H137ZM149 213V212H148ZM167 213H168V211H167ZM188 213H189V211H188ZM202 213V212H201ZM245 213V212H244ZM106 214V213H105ZM104 214V216H106ZM110 214H112V213H110ZM118 214V215H119ZM139 214V213H138ZM151 214V213H150ZM154 214V213H153ZM177 214V215H176ZM196 214H198V216L197 217H199L200 215H202V214H200V213H196ZM200 214V215H199ZM116 215V216H115ZM115 215H113V217L115 216V217H117L118 215L117 214H115ZM189 215V214H188ZM193 215V214H192ZM165 216H167V215H165L164 214V217ZM169 216V215H168ZM187 216V215H186ZM193 216H195V215H193ZM264 216V215H263ZM96 217H98V215L96 216ZM119 217H120V215H119ZM172 216H170L169 217V219L171 218ZM175 217V218H174ZM192 217V216H191ZM102 218H104V217H102ZM153 222H154V224L158 227V225L160 224V222H161V219H159V220H157V221H155V218L156 217H154L153 216ZM168 218V217H167ZM187 218H189V217H187ZM200 218V217H199ZM87 219V218H86ZM92 219H93V217H92ZM116 219V218H115ZM115 219H113L114 221H115ZM166 219V218H165ZM100 220V219H99ZM186 220V221H185ZM103 221V220H102ZM109 221L111 222V219H109ZM204 222V223H203ZM182 223V224H181ZM187 223H189V221L187 222ZM258 223V222H257ZM197 224H199V226L197 225ZM204 224H206L207 226H204ZM233 224V223H232ZM263 224V223H262ZM261 224V225H262ZM135 225V224H134ZM192 225H193V227H192ZM254 225H256V223H254ZM257 225H260V224H257ZM260 225V226H261ZM6 226V225H5ZM12 226V225H11ZM133 226V225H132ZM155 226V227H156ZM183 226V225H182ZM7 227L8 228H10L8 225H7ZM7 227H6V229H7ZM97 227V226H96ZM256 227V226H255ZM262 227H263V225H262ZM15 228V227H14ZM132 228L133 227H131V229H127L128 230V232L130 231V230H132ZM238 227H235V230L237 229ZM241 227H239L238 228V230L240 229ZM256 228H259V226L258 227H256ZM264 228V227H263ZM97 229V228H96ZM158 229V228H157ZM194 229H197L196 231L198 232V234L199 235H196V236H198V238H196V236H194ZM4 230V229H3ZM145 230H146V228H145ZM256 230H258V229H256ZM96 231V230H95ZM135 231H136V229H135ZM138 232L140 231V230H137ZM193 231V232H192ZM261 231H262V229H261ZM2 232H4V231H2ZM120 232V231H119ZM173 232H174V230H173ZM175 232H178V231H176L175 230ZM179 232V233H180ZM192 232V233H191ZM208 232V233H207ZM234 232V231H233ZM254 232H255V230H254ZM253 232V234L255 235V233ZM136 233V232H135ZM134 233V234H135ZM147 233V232H146ZM146 233H144V234H146ZM150 233V232H149ZM159 233V232H158ZM157 233V234H158ZM162 232H160L159 234H161ZM163 233H166V231H163ZM205 233H207L208 235L206 236V237H204L203 239H202V237L200 238V236H202V234H205ZM108 234V233H107ZM126 234V233H125ZM140 234H142V232L140 233ZM153 234V233H152ZM152 234H148V235H146V236H149V235H152ZM174 234V233H173ZM235 234V233H234ZM257 234V233H256ZM118 235V234H117ZM119 235H121V233L119 234ZM131 235V234H130ZM139 235V234H138ZM3 236H4V234H3ZM115 236V235H114ZM123 236V235H122ZM127 236V235H126ZM132 236H133V234H132ZM140 236V235H139ZM143 236V235H142ZM141 236V237H142ZM145 236V235H144ZM145 236V237H146ZM159 236V235H158ZM158 236L157 235H155L154 237H157L158 238ZM231 236V237H230ZM236 237H237V235H236ZM119 238V239H120ZM138 238V237H137ZM235 238V237H234ZM233 238V239H234ZM238 238V237H237ZM246 238V237H245ZM202 239V240H201ZM232 239V240H233ZM236 239V238H235ZM239 240H240V238H238ZM128 240H129V242H128ZM142 241H143V239H141ZM152 240V239H151ZM155 240H159V239H155ZM155 240H154V242H155ZM237 241V239L235 240V242L237 241V242H239V243H241V241ZM245 240V239H244ZM247 240V239H246ZM167 241H168V238H167ZM198 241L201 243H198ZM222 241H220V243L222 242ZM137 244H136V243ZM141 242V241H140ZM144 242H146V240H144ZM150 242V241H149ZM149 242H147L146 244H148ZM169 242H171L170 241V239H169ZM228 242V241H227ZM244 242V241H243ZM245 242H247V241H245ZM0 243H2V242H0ZM78 243V242H77ZM85 243V242H84ZM156 243V242H155ZM154 243V244H155ZM189 243V245H191L192 247H193V251L189 254V252H186L184 255H181V258H177L176 256H177V254H175V252H177V250L179 249V248H185V245H187ZM198 243V244H197ZM224 243V242H223ZM83 243H81V245H82ZM136 244V245H135ZM141 244H142V242H141ZM140 244V245H141ZM225 244V243H224ZM76 245V244H75ZM78 245V244H77ZM79 245H80V243H79ZM143 245V244H142ZM149 245H151V242H150V244ZM152 245H153V243H152ZM228 245V244H227ZM227 245H225L227 248H228V250H225L228 254L231 252V251H229L230 249V247H228ZM234 245V244H233ZM243 245H245L244 243H243ZM243 245H242V247L241 248H243ZM246 245H250L251 246V244H247L246 243ZM24 246V245H23ZM22 246V247H23ZM84 246H86V245H84ZM144 246H146V245H144ZM230 246V245H229ZM153 247V246H152ZM223 247H224V245H223ZM221 248V249H223L224 250V248ZM232 247H234V246H232ZM240 246H238V248H239ZM248 247V246H247ZM81 248H83V247H81ZM114 248V247H113ZM151 248V247H150ZM219 248V247H218ZM246 248V247H245ZM84 249V248H83ZM83 249H81V250H83ZM181 249V250H182ZM215 249V248H214ZM220 249V248H219ZM22 250H23V248H22ZM25 250V249H24ZM80 250V251H81ZM86 250V249H85ZM85 250H83L84 252H85ZM110 250V249H109ZM235 250V249H234ZM236 250H237V248H236ZM240 250V249H239ZM217 251V250H216ZM229 251V252H228ZM3 252V251H2ZM8 252V251H7ZM111 251H108V253H110ZM119 252H120V255H119ZM220 252V251H219ZM223 252V251H222ZM226 252H223V253H226ZM238 252V251H237ZM247 252V251H246ZM1 253V252H0ZM81 253V252H80ZM83 253V252H82ZM124 255H123V254ZM2 254V253H1ZM0 254V255H1ZM122 254V255H121ZM188 254H189V256H188ZM221 255H222V253H220ZM9 255V254H8ZM82 255V254H81ZM2 257H3V255H1ZM224 256H225V254L223 255V256H221V257H223V259H224ZM7 257V256H6ZM5 257V258H6ZM227 256H225V258H226ZM10 258V257H9ZM9 258L7 259V260H9ZM227 259H228V257H227ZM2 260H5V259H2ZM6 260V261H7ZM226 260V259H225ZM138 261V262H137ZM101 261H99V263H100ZM127 262V263H128ZM226 262H229L228 260L226 261ZM231 262V261H230ZM98 262L97 263H90V264H99ZM102 263V262H101ZM11 264V263H10Z\"/></svg>", "mask_w": 264, "mask_h": 264}, {"label": "crops", "instance_id": "3", "mask_svg": "<svg viewBox=\"0 0 264 264\" xmlns=\"http://www.w3.org/2000/svg\"><path fill=\"white\" fill-rule=\"evenodd\" d=\"M85 1L86 3L83 4ZM40 2L39 0L36 1L39 14L36 19L25 17L21 11L17 10L18 13H16L11 8H8V17L12 16L10 12H14L15 16L12 17L17 18H14L15 21H12V18L8 19V17L0 15V25L6 27L4 29L7 33L5 37L6 50L14 51V54L17 50V55H20L23 61L26 59L22 62L23 64L39 67L31 69V72H34V69L37 72H55V67L59 66H62V71H65V67L71 65V50L74 47L72 40H74V37L76 39L75 35H84L82 39L86 42V48L91 45L99 47V49L104 48L105 56L109 58L108 56L111 55L112 57L113 53H116L115 56L117 55L120 35L127 33L131 35L133 32L129 28L125 33H122L119 28H113L110 25L113 20L110 19L109 14L112 18L114 13L116 18L119 13L120 8L117 0L102 1L104 3L102 6L108 5L106 6L109 12L107 10L104 12L109 17L103 15V12L100 14L93 11L89 0H43V2L40 0ZM104 6L103 8L106 7ZM109 7L113 8L114 11ZM5 11L1 10L0 13ZM99 14L101 17H99ZM108 19L110 20L108 21ZM122 19L126 21L128 18L123 16ZM107 21H111L109 25ZM126 24H129V22H126ZM132 39H135V37H132ZM26 71L28 70H24V72Z\"/></svg>", "mask_w": 264, "mask_h": 264}]
</instances>
